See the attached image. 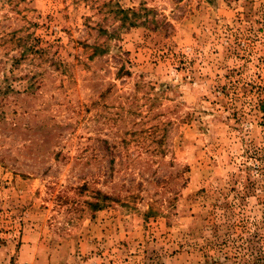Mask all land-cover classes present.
I'll use <instances>...</instances> for the list:
<instances>
[{
	"label": "rangeland",
	"instance_id": "374dc122",
	"mask_svg": "<svg viewBox=\"0 0 264 264\" xmlns=\"http://www.w3.org/2000/svg\"><path fill=\"white\" fill-rule=\"evenodd\" d=\"M0 264H264V0H0Z\"/></svg>",
	"mask_w": 264,
	"mask_h": 264
}]
</instances>
